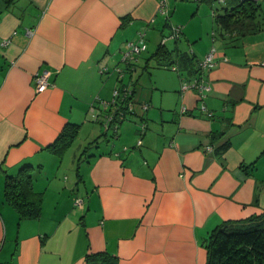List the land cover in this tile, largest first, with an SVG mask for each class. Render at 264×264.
<instances>
[{
	"label": "crops",
	"instance_id": "0c3cea01",
	"mask_svg": "<svg viewBox=\"0 0 264 264\" xmlns=\"http://www.w3.org/2000/svg\"><path fill=\"white\" fill-rule=\"evenodd\" d=\"M188 1L167 0V18L161 0H0V264H85L101 251L118 264H206L213 228L264 214V28L234 36ZM172 24L182 26L168 45L179 71L138 56L123 80L132 83L136 115L119 143L86 155L75 179L59 169L38 177L68 124L79 125L77 138L102 127L90 106L99 112L98 99L112 98L128 41L145 32L158 42L154 53ZM211 49L210 89L203 97L181 91ZM45 70L50 86L37 92L34 75ZM25 165L43 202L40 216L20 220L4 184Z\"/></svg>",
	"mask_w": 264,
	"mask_h": 264
},
{
	"label": "trees",
	"instance_id": "16d2710c",
	"mask_svg": "<svg viewBox=\"0 0 264 264\" xmlns=\"http://www.w3.org/2000/svg\"><path fill=\"white\" fill-rule=\"evenodd\" d=\"M4 1L10 6L15 4L18 0ZM205 1L214 3L215 0ZM221 2L224 4L222 5L224 12L218 13L215 9L213 15L215 16L216 22L230 34L234 36H244L264 28V13L262 12L261 4L258 0H222ZM167 18H170V11L167 14ZM175 32L177 33L176 37L168 39V41L178 40L180 38L182 26L172 24L170 33L164 37H168ZM162 40L156 51L152 54V57L157 58L159 66L177 71L179 69L178 60L174 62V59H172V52L167 43L163 44ZM140 54H136L132 59H126V63L128 64L126 67H121L117 64L114 68L116 70L120 67L123 71V76H120V73L116 70L118 74V86L115 87V89L127 87L130 89L129 91H131V94L127 97H124L125 94H121L119 98L116 99L118 108L115 106L112 108L109 107L108 110L114 112L115 118L113 119V125H111L108 130L104 129V122L102 119L100 121L102 129H104L102 134L106 135L113 129L112 139L118 137L120 125L130 117L129 115H136V100L134 99L132 83H124L123 80L126 73L130 74L136 68L135 60ZM200 63L201 61L196 69L197 73L193 80L197 77L203 76V79L205 77L207 71H202ZM174 66L175 68H173ZM103 68V72L110 71L108 66ZM192 81L183 80L181 83V91L184 82ZM131 106L132 108L130 109ZM120 112L123 114L120 115ZM147 128L146 121H141V123H139L138 132L141 137H143ZM78 132L79 125L68 124L56 141L49 146V149L62 156L74 143L78 136ZM96 141L98 142V139H95V142ZM137 143L134 145V149L142 146L141 144V146L138 147ZM124 151H130V148L125 146ZM251 165V167H253V164ZM34 179L35 173L33 172L32 165L22 166L16 175H8L6 178L4 184V198L5 201L17 211L20 220L36 218L41 215L43 192L35 189ZM203 244L208 251L206 264H264V214L251 217L241 222L225 221L209 232ZM85 264H118V258L108 251L95 252L87 255Z\"/></svg>",
	"mask_w": 264,
	"mask_h": 264
},
{
	"label": "built area",
	"instance_id": "2783aa9c",
	"mask_svg": "<svg viewBox=\"0 0 264 264\" xmlns=\"http://www.w3.org/2000/svg\"><path fill=\"white\" fill-rule=\"evenodd\" d=\"M222 1V0H220ZM161 12L168 14L169 12V8H168V2L167 0H161ZM28 34L31 35L33 34V30L32 29H28L27 30ZM145 32L140 31L139 32V38L137 40H129L128 41V48L124 51V60L126 61V59H132L136 54H140L143 51H145L147 49V43L145 41ZM177 35V33H173L168 37H164V39L162 40L163 44H166L168 39H172L175 38ZM217 65V61H216V52L215 49H211L205 56L204 58L201 60L200 66L202 68V71H208L213 69L215 66ZM175 68V66L173 67ZM106 69V68H105ZM104 70V68H103ZM102 70V71H103ZM118 72L120 73V76H123V71L121 70L120 67L117 68ZM34 80L36 82V91L37 92H43L45 90H47L50 86V82H49V71L45 70L42 72H37L34 75ZM196 89L201 97L204 96V94L206 93V91H208L210 89V86L208 83L205 82V80L203 79V76L201 77H197L195 78L192 82H184L182 85V90H188V89ZM130 89L127 87H124L123 89H115L113 91V97L110 100H103V99H98V102L101 104V108L99 112H96L97 106L96 103L93 102L91 103L90 106V112L92 115V118L94 120H98L100 117L102 118V121L104 122V129L108 130L110 128L111 125H113V119L115 118L114 116V112L113 111H109V107H116L118 108L117 104H116V99L119 98V96L121 94H125L124 97H127L129 94H131V91H129ZM145 107L147 105H144ZM132 108V106L130 107V109ZM185 106L183 107V110H185ZM204 110L206 111V108H204ZM123 114L122 112H120V115ZM115 125V123H114ZM116 126V125H115ZM142 144V140L140 139L137 143V146H141ZM210 149V148H209ZM75 205L78 208H82L83 206V199L81 197H77L75 199Z\"/></svg>",
	"mask_w": 264,
	"mask_h": 264
},
{
	"label": "rangeland",
	"instance_id": "374dc122",
	"mask_svg": "<svg viewBox=\"0 0 264 264\" xmlns=\"http://www.w3.org/2000/svg\"><path fill=\"white\" fill-rule=\"evenodd\" d=\"M188 2L192 3V5H195V6H197L198 4L201 3L199 6H201L202 8H207V10L209 11V15L212 14L213 10H215V9L217 11L219 10L220 12L223 10V8H222L223 3L219 0L214 1L213 8L209 5L210 3L206 2V1H202V2L198 3L195 0H189ZM199 14H196V16L198 18L194 19V21L191 22L189 24V26L192 27V24H194L195 20H198L201 18L198 16ZM175 25H179V24H175ZM145 39H146V42L148 44H150V48L148 49V51H146V50L143 51L142 52L143 55L141 54V57L151 56L153 51L155 50L157 44H158V42L153 41L151 37L149 38V36H147ZM169 41L167 42V45H169V43H170ZM121 58H122V55L120 57V60H121ZM122 62H124V61H122ZM152 62L155 63V60H152ZM123 67H124V65H123ZM160 68L164 69L166 67L161 66ZM168 71H171V72L176 74V71L173 69L169 68ZM126 75L128 77L127 80H129L130 74L126 73ZM128 82H126V83H128ZM125 122H123L120 125L119 131H118L120 136L123 134L125 129H127L128 126H130L129 125L130 124L129 119H127ZM124 123H125V125L122 127V125ZM133 128H136V127H133ZM132 129H131V132H133ZM112 130L113 129H111L108 132V134L104 135V134H102L104 132V129H102V127H101V128H98V132L95 135L93 134L92 136H87L86 138H79V137L76 138L74 143L63 153L62 156L57 155L55 157H51V155H50V158L45 160L47 166L42 172L40 171V173H38V177H40L41 179H44L48 175H50V177H51V175L52 176L54 175L55 169L56 170L59 169L61 178L65 179V178L71 177V180L75 179L77 171H78L79 163L86 155L90 157L91 155H89V153H92L94 150L103 149L106 146V144L109 142L115 141V142L119 143L118 142V140L120 138L119 135H118V137H115L112 139V134H113ZM138 138H139V136H138ZM95 139H98V142L97 141L95 142ZM137 141L134 143V145H136ZM134 145H130V146L127 145L128 148H130V151H124V149H123V153H124L125 157L127 155L129 156L131 153H133L135 151L140 150L141 147L134 149ZM55 161H56V163H55Z\"/></svg>",
	"mask_w": 264,
	"mask_h": 264
}]
</instances>
